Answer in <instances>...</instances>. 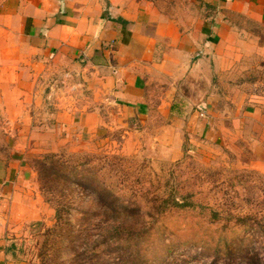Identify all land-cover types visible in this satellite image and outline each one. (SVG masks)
Here are the masks:
<instances>
[{
	"label": "rangeland",
	"instance_id": "obj_1",
	"mask_svg": "<svg viewBox=\"0 0 264 264\" xmlns=\"http://www.w3.org/2000/svg\"><path fill=\"white\" fill-rule=\"evenodd\" d=\"M155 2L171 13L179 5L197 6L194 0ZM236 21L239 30L248 29L245 21ZM251 34L238 31L215 42L221 56L234 55L217 72L210 105L206 91L151 84L149 115L117 123L105 108L111 119L97 132H81L74 124L71 134L48 122L52 111L61 112L60 96H75L73 86L57 93L68 88L63 73L46 85L37 81L40 93L32 78L25 81L27 101L17 118L9 116V102L0 101V166L28 165L32 190L48 208L42 220L17 229L14 260L264 264V171L257 167L264 153L256 148H264V44ZM88 91L77 97L88 100L93 96ZM182 93L190 106L177 101ZM34 130L39 138L31 135ZM53 154L74 156L81 166L60 173L45 161ZM86 159L88 167L82 165ZM173 200L181 206L170 205L161 214ZM56 208L62 210L61 223Z\"/></svg>",
	"mask_w": 264,
	"mask_h": 264
},
{
	"label": "crops",
	"instance_id": "obj_2",
	"mask_svg": "<svg viewBox=\"0 0 264 264\" xmlns=\"http://www.w3.org/2000/svg\"><path fill=\"white\" fill-rule=\"evenodd\" d=\"M194 2L196 7L179 5L171 13L155 0H0V101L9 102L7 112L17 118L27 101L23 89L30 83L25 81L46 85L63 73L68 88L57 93L73 86L75 96H60L61 112L52 111L48 122L62 124L71 134L74 124L92 134L111 116L122 123L149 115L151 84L168 85V91H206L210 105L217 72L234 55L221 56L215 42L239 31L264 44V0ZM237 18L248 29L239 30ZM87 89L93 96L78 98ZM177 101L191 104L183 93ZM160 108L166 114L163 103ZM36 131L31 135L39 138ZM256 148L264 153L263 146ZM257 162L264 171V158ZM33 175L22 163L0 166V264H19L14 260L17 229L48 212L32 190Z\"/></svg>",
	"mask_w": 264,
	"mask_h": 264
},
{
	"label": "trees",
	"instance_id": "obj_3",
	"mask_svg": "<svg viewBox=\"0 0 264 264\" xmlns=\"http://www.w3.org/2000/svg\"><path fill=\"white\" fill-rule=\"evenodd\" d=\"M86 157H88V156H86ZM45 159H46L45 160L46 162L50 161L53 164L55 170H58L60 173L61 172H68L71 169V167H75V166L79 167V166H81L80 162H76L75 163L73 161L74 160V156H69V157L66 158V154H62V155L53 154V155H50V156L46 157ZM90 162H91L90 159H86V161L83 162L82 165L85 166V167H88V164ZM103 189H105V185L103 186ZM110 193L111 192H108V194H110ZM164 203L167 204V200ZM170 205H173V207L174 206L175 207H180L181 206L180 203H178L176 200H173V202L171 204L169 203L167 206H165L164 209L160 208V209H162V210H160V211H162L160 213L163 214L164 211L167 209V207H172ZM56 214H57L58 222L61 223L62 222V218H63L62 210H60V208H56ZM152 220L156 221V218L153 217Z\"/></svg>",
	"mask_w": 264,
	"mask_h": 264
}]
</instances>
